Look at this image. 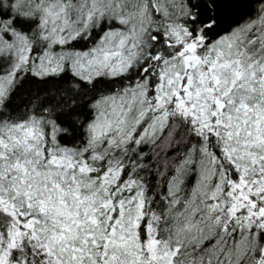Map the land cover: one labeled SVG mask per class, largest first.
Returning <instances> with one entry per match:
<instances>
[{"label": "snow or ice", "instance_id": "6c2138e0", "mask_svg": "<svg viewBox=\"0 0 264 264\" xmlns=\"http://www.w3.org/2000/svg\"><path fill=\"white\" fill-rule=\"evenodd\" d=\"M0 264H264V0H0Z\"/></svg>", "mask_w": 264, "mask_h": 264}]
</instances>
